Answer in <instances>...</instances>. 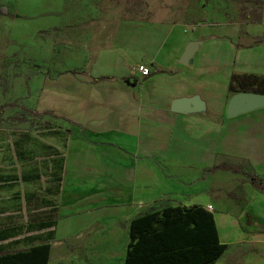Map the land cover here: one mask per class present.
I'll return each instance as SVG.
<instances>
[{"label":"crops","instance_id":"0c3cea01","mask_svg":"<svg viewBox=\"0 0 264 264\" xmlns=\"http://www.w3.org/2000/svg\"><path fill=\"white\" fill-rule=\"evenodd\" d=\"M212 34L181 24L117 33L86 74L28 86L24 100L60 130L20 146L18 184L34 190H16L15 231L0 229V255L46 243L48 264H125L136 216L192 202L212 208L227 245L219 264H264V189L250 182L256 174L264 187V107L225 112L232 74L264 76V41ZM192 40L200 44L185 64ZM220 220L234 236L223 238ZM238 240L249 248L230 253Z\"/></svg>","mask_w":264,"mask_h":264},{"label":"rangeland","instance_id":"374dc122","mask_svg":"<svg viewBox=\"0 0 264 264\" xmlns=\"http://www.w3.org/2000/svg\"><path fill=\"white\" fill-rule=\"evenodd\" d=\"M162 24L204 28L207 34L229 35L248 46L264 41V4L262 0H0V104L17 99L5 112L7 122L0 124V229L15 231L16 190H34L32 185L18 184L20 146L36 147L35 141L46 132L60 130L56 121L35 110L32 99L24 100L28 86L36 84V78L64 71L86 74L97 50L110 47L117 33L139 34ZM2 189H10L8 216ZM228 227L220 220L223 238L234 236ZM247 248L239 240L228 245L230 253ZM223 259L222 254L217 264Z\"/></svg>","mask_w":264,"mask_h":264},{"label":"trees","instance_id":"16d2710c","mask_svg":"<svg viewBox=\"0 0 264 264\" xmlns=\"http://www.w3.org/2000/svg\"><path fill=\"white\" fill-rule=\"evenodd\" d=\"M241 90L264 93V76L232 74L229 91L234 94ZM16 104L17 99L0 104V124L7 122L9 116L5 112ZM220 167L239 170L225 165ZM250 179L258 189H264L256 174L250 175ZM129 234L131 240L125 264H214L227 248L219 238L213 214L196 203L159 202L132 220ZM49 254V244H37L0 255V264H48Z\"/></svg>","mask_w":264,"mask_h":264},{"label":"water","instance_id":"95a60500","mask_svg":"<svg viewBox=\"0 0 264 264\" xmlns=\"http://www.w3.org/2000/svg\"><path fill=\"white\" fill-rule=\"evenodd\" d=\"M200 44V41L192 40L187 45L186 49H184L182 62L187 64L192 61L194 49ZM184 101H177L178 105ZM264 107V93H259L255 91H237L230 99L227 101L226 105V117H232L241 113H247L256 108Z\"/></svg>","mask_w":264,"mask_h":264},{"label":"built area","instance_id":"2783aa9c","mask_svg":"<svg viewBox=\"0 0 264 264\" xmlns=\"http://www.w3.org/2000/svg\"><path fill=\"white\" fill-rule=\"evenodd\" d=\"M263 1V4H264V0ZM136 70L137 72L140 73V75L142 76H149L150 74V68L148 67V65L142 63V64H138L137 67H136ZM208 210H211V206H207Z\"/></svg>","mask_w":264,"mask_h":264}]
</instances>
